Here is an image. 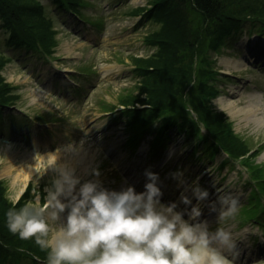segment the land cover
I'll return each instance as SVG.
<instances>
[{
	"label": "rangeland",
	"instance_id": "obj_1",
	"mask_svg": "<svg viewBox=\"0 0 264 264\" xmlns=\"http://www.w3.org/2000/svg\"><path fill=\"white\" fill-rule=\"evenodd\" d=\"M41 1L53 17L52 27L57 42L52 46V58L42 48L39 52L27 51L23 47L9 49L3 35H0V55L9 56L0 71L7 82L17 86L13 92L19 95L13 106L0 104V180L7 197L17 200L31 185L28 201H43L45 188L53 175L47 170L48 163L57 156L66 163L69 161L77 174L86 179L93 178V167H99V178L110 188L134 184L125 170L128 164H136L139 155L126 148L111 115L115 104L119 105V97L139 92L138 76H134L138 71L132 60L151 56L154 51L145 39L157 25L151 20L141 21L143 9L140 8L147 5L148 0H85L89 3L83 5L82 10L92 19L86 22L69 10L57 7L53 0ZM204 46L212 49L209 41ZM209 55L208 60H215L212 69L221 72L220 79L212 85L222 91L219 97L230 95L233 88L239 89L232 98L240 105L249 101L258 104L256 113L263 115L264 65L259 62L257 67L253 60L242 65L243 55L237 48ZM201 70L198 68L197 73ZM219 97L213 98L212 103L225 110ZM194 98L198 99L196 95ZM188 110L191 114L187 113ZM31 115L47 120L44 121L47 124L32 120ZM160 115L166 121L172 115L180 116L178 119L182 121L181 117L184 119L187 115L188 122L197 123L188 137L174 135L175 140L165 162L159 157L153 159L155 168L152 170L160 173L161 183L176 185L178 192L175 194L180 196L187 185L199 178V183L211 193L209 200L204 202V208L215 201L221 191L238 196L236 214L223 224L218 222L216 214H211V227L228 228L242 247H249L250 258L229 253L232 264H264V242L260 241L261 237L264 238V230L259 229L256 220L244 216L246 207L243 205L248 204L249 198L256 193L249 172L238 163L234 165L227 161L223 165L224 156L219 154L210 157L208 150L214 147L215 141L202 139L197 132L200 123L193 104L171 107ZM229 116L235 130L250 145L264 142V123L256 125L252 119L246 121L243 113ZM186 120L184 123L177 121L176 127H184ZM33 157L38 158L37 169L19 194L24 181L12 182V174L6 175L4 170L11 166L13 173H17L26 163H34ZM257 160L264 161V149ZM174 172H182L187 185H181L180 179L172 175ZM162 200L170 201V197ZM257 217L264 222V210H259ZM57 223L53 221V227ZM24 262L28 264L27 260Z\"/></svg>",
	"mask_w": 264,
	"mask_h": 264
},
{
	"label": "clouds",
	"instance_id": "obj_2",
	"mask_svg": "<svg viewBox=\"0 0 264 264\" xmlns=\"http://www.w3.org/2000/svg\"><path fill=\"white\" fill-rule=\"evenodd\" d=\"M47 170L53 175L43 201L16 207L13 199L5 212L9 232L46 250V264H232L228 254L237 253L239 241L204 216L211 193L199 178L187 185L183 173L174 172L187 186L179 201H164L160 173L151 168L139 191L132 183L106 186L99 167L86 179L59 156ZM209 207L223 224L238 211V198L221 191Z\"/></svg>",
	"mask_w": 264,
	"mask_h": 264
},
{
	"label": "trees",
	"instance_id": "obj_3",
	"mask_svg": "<svg viewBox=\"0 0 264 264\" xmlns=\"http://www.w3.org/2000/svg\"><path fill=\"white\" fill-rule=\"evenodd\" d=\"M56 2L79 14H82L79 5L85 3L84 0ZM150 3L152 7L147 9L146 16L160 24L147 40L158 44L159 48L149 57L132 60L138 66L141 77L139 92L119 97L126 106L122 113L131 116L128 124L133 132L131 143L136 144L164 111L171 107L181 108L183 102L188 101L199 111L200 119L221 147L232 158L243 157L242 161L251 169L252 177L264 184L263 167L251 162L250 156L255 153L244 158L251 145L233 132L223 112L213 109L207 98L200 94L197 95L198 102L193 98V91L198 86L208 90H212V87L197 78L190 87V93L187 91L193 79L200 46L207 42L205 38L213 48H218L240 30L248 17L264 26V0H150ZM45 5L41 0H0V35H3L9 47L26 44L52 53V46L57 40L52 16L48 15ZM8 59L7 54L0 55V70ZM206 73L213 75L212 70ZM16 88L5 80L0 71V101L15 102L19 97L13 92ZM136 102L147 106L138 107ZM129 105L134 107L130 108ZM164 131L165 128L159 131L156 141L165 139L167 132ZM30 186L17 200L16 207L28 201ZM9 207H12V200L7 197L3 181L0 180V264H15L19 258L31 253L47 255L46 250H42L33 239L21 240L18 235L9 232L5 224V212Z\"/></svg>",
	"mask_w": 264,
	"mask_h": 264
},
{
	"label": "bare ground",
	"instance_id": "obj_4",
	"mask_svg": "<svg viewBox=\"0 0 264 264\" xmlns=\"http://www.w3.org/2000/svg\"><path fill=\"white\" fill-rule=\"evenodd\" d=\"M243 64L244 63H242V65ZM232 92H236V90ZM220 100L222 103V107L227 109V111L232 116H239L240 113H243L246 116L245 117L246 121H250L252 119V122H254L256 125L264 123V114L258 115V113H256V110H258V106H259L258 104L252 103L249 101V102H246V104L244 105H240L239 101L234 100L233 98H229V97H221ZM33 160H34V163H26L24 167L17 173L15 172L13 173V168L11 166H7L6 169L4 170V173H6V175L12 174V177H11L12 182L15 183V181L16 182L24 181L23 185L20 187L18 191L19 194L23 192L26 182L29 180V178L34 173V171L37 169V166L39 163L38 158L33 157ZM67 163H69V161H67ZM169 190H171L172 192L174 191L176 192V187H174L173 185H165V190L163 192H168ZM179 198L177 199V201H179ZM182 206H183L182 202L178 203L179 208ZM209 210L210 208L208 210L207 208H204V214H205V211H209Z\"/></svg>",
	"mask_w": 264,
	"mask_h": 264
}]
</instances>
